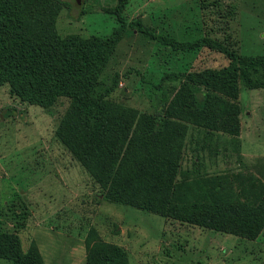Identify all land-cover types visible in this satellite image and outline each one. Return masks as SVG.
I'll return each mask as SVG.
<instances>
[{
	"label": "rangeland",
	"instance_id": "1",
	"mask_svg": "<svg viewBox=\"0 0 264 264\" xmlns=\"http://www.w3.org/2000/svg\"><path fill=\"white\" fill-rule=\"evenodd\" d=\"M116 2L0 7L32 40L73 47L110 35ZM121 14L96 121L71 97L30 104L1 83L0 250L22 264H264V87L245 80L264 65L128 25L264 56V0H126Z\"/></svg>",
	"mask_w": 264,
	"mask_h": 264
},
{
	"label": "trees",
	"instance_id": "2",
	"mask_svg": "<svg viewBox=\"0 0 264 264\" xmlns=\"http://www.w3.org/2000/svg\"><path fill=\"white\" fill-rule=\"evenodd\" d=\"M125 1L116 2L113 14L118 24L112 28L109 36L91 37L88 45L75 44L73 47L69 39L55 45H45L32 40L22 32L9 10L0 7V10L3 9V13L0 12V85L3 82L7 83L10 94L40 106L50 105L58 96L71 97L80 111L89 114L96 121V117L91 115L90 106L100 109L101 98L112 88L107 87L95 98L91 97L90 91L99 71L110 57L115 42L126 33L127 24L121 14ZM80 11L84 12L82 9ZM132 24L136 25L137 32L156 38L172 49L204 45L223 52L231 59L249 67L264 65L263 55L240 57L209 37H201L192 42H178L172 37L154 35L138 21L128 23ZM2 27L6 32H3ZM5 37L8 46L1 41ZM228 69L229 66L210 73L224 74ZM201 77L203 78L204 74H201ZM245 80L251 88L264 87V73L260 80L252 81L248 75ZM85 105L88 107L84 110ZM1 257L11 260L14 264H22L20 257L15 253L0 250Z\"/></svg>",
	"mask_w": 264,
	"mask_h": 264
},
{
	"label": "water",
	"instance_id": "3",
	"mask_svg": "<svg viewBox=\"0 0 264 264\" xmlns=\"http://www.w3.org/2000/svg\"><path fill=\"white\" fill-rule=\"evenodd\" d=\"M74 1H75V3H77V4L80 2V0H74Z\"/></svg>",
	"mask_w": 264,
	"mask_h": 264
}]
</instances>
